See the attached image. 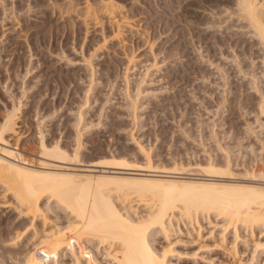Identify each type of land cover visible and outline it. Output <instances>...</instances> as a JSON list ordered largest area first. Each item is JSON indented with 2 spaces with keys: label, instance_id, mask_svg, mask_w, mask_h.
Returning <instances> with one entry per match:
<instances>
[{
  "label": "rangeland",
  "instance_id": "rangeland-1",
  "mask_svg": "<svg viewBox=\"0 0 264 264\" xmlns=\"http://www.w3.org/2000/svg\"><path fill=\"white\" fill-rule=\"evenodd\" d=\"M100 1L110 0H0V124L12 107L18 110L16 131L0 148L37 172L63 176L51 165L57 162L39 156L44 137L49 146L58 143L71 154L79 147V161L68 164L73 167L68 173L111 165L120 166L110 174L118 179L133 172H184L226 179L237 185L230 188L235 193L258 195L255 186L264 181V45L245 20L237 24L234 1L232 8L225 0H113L121 13L96 18L92 7ZM119 25L122 32L115 38ZM122 180L103 178L113 202L124 198L120 188L135 190L131 180ZM2 186L0 257L24 263L22 254L32 250L42 223L31 227ZM194 190L223 192L214 184ZM47 201L56 207L53 198ZM48 213L63 221L55 211ZM199 218L200 237L197 225H181L168 239L161 234L151 243L161 252L171 243L168 264H264L263 227L250 237L239 225V238L230 228L221 239L219 219ZM17 229L21 235L27 230L26 238H19ZM101 254L99 264H114ZM65 257L57 264L83 262L79 255L80 262Z\"/></svg>",
  "mask_w": 264,
  "mask_h": 264
},
{
  "label": "bare ground",
  "instance_id": "bare-ground-1",
  "mask_svg": "<svg viewBox=\"0 0 264 264\" xmlns=\"http://www.w3.org/2000/svg\"><path fill=\"white\" fill-rule=\"evenodd\" d=\"M114 1H100L101 4H98V8L95 7L96 9H94V7H92L93 14L96 18L102 14L107 15L109 18L117 17V15L121 13V6L119 7V5ZM225 1H234L232 3H235L236 6L233 4L235 6L233 12L237 14L235 15L238 17L237 24L239 22L242 23V21L238 22V19L245 20L247 24L250 25H246L247 29L249 27L250 31L253 29L259 43L264 45V43H261V40L264 42V0ZM70 2L71 1H69L68 4L70 5L69 8L73 9L74 5H71ZM227 2L225 5H227ZM180 3L181 2L178 4L181 5ZM228 4H231V2ZM179 5L178 8L181 7ZM233 5L231 4L232 8ZM205 6L204 8H206ZM215 6L217 5H214L213 7L211 6V8L214 10ZM87 7V10L90 11V4L87 5ZM211 8L209 9L213 11ZM61 10L62 8L60 11ZM227 10H230V5ZM210 12L209 15L214 14V11L213 13ZM67 13L69 12L67 11ZM229 15L230 13L227 17ZM216 16L218 15H215V18H213L212 15L211 18L216 19ZM226 18L224 19L226 20ZM219 19L221 20V18ZM230 20H232V18ZM207 21L208 19L206 22ZM233 22L235 24V20ZM202 23H204V21ZM227 23L228 22L225 24ZM121 25L118 26L119 28L117 27L118 31L116 36L114 35L115 38L122 32ZM205 25H207V23ZM214 25H216V23ZM210 26L213 27V23ZM250 33H252V31ZM263 103L264 97L260 106L261 108L262 105L264 106ZM15 109L17 110L16 107ZM15 109L12 107L13 111ZM13 111L11 112L9 110L8 114L6 115V112L4 114L6 116L2 118L3 121L0 124V142H2V144L6 142V137L16 131L15 126L17 123V114ZM44 139V137L40 139L39 148L41 155L39 154V156H43L42 158L49 161L57 162V164L53 163L51 165L52 167L53 165L56 167L58 166L57 168L63 171V176H61V172H57L58 170H56L58 174L52 171L45 172L46 170L37 172L35 169H31L32 167H28L29 165H24V162L21 164V161L20 163L13 161V152L8 151L5 148H0V185L5 187L7 193L9 191L10 194H13L17 201V206L20 208V214L22 213V216L24 215V217H28V219H30L31 227L35 225V221L40 220L43 228L42 233L40 227H38L40 231L35 230L36 233L39 234L37 235L39 237H36V233H34V236L38 238L37 241H34L36 240L34 237H32L34 238V242H32L31 239L33 244L28 241L33 245V248L27 252L24 251L25 254L23 253L24 255L22 254V256L25 257V260L24 263L21 262L20 264H50L51 261L57 264L61 255L66 258L65 255L68 254L74 256V260L77 259V262H80L83 259L82 264H99L101 262H98L97 256L100 255L97 254L101 253H103L107 260L113 261L114 264H168L167 256L172 250L171 247H169L171 243L166 249L164 248L163 252H161L154 247V245H152V242L155 241L157 236L162 235L168 239L174 231V228L181 230V225L186 226V228L187 225L191 227L197 225L195 231L198 237L201 234L202 228V225L199 224L200 216H202V220H210L209 217L211 215L216 217L217 220H220L219 223L217 222L219 225L217 223L216 224L222 228V231H220L221 233H219V235L222 234L223 236L222 238L220 235L221 239H224V232L229 231L230 228L234 229V237L236 236V238H239L237 230L239 225L242 226L243 231L246 232V234L248 233L250 237H252L256 228H264V181H260V183L255 186V192H257L258 195L251 193L240 194L235 193L236 191L230 189L237 187V185L233 184L234 182H227L226 179L212 181L209 177L204 178L196 175V177H193V174L184 172H133L130 173L133 177L118 176L119 179L117 176L115 177L116 180H122V178L124 180H131L134 184L133 187L135 190L126 193V189L120 188L119 190L122 192L121 196L124 198L118 200L117 202H113L109 199L111 197V194H109L110 187L106 185V181L103 183V178L115 179L113 178L114 176H110V174L116 173L117 171L114 170L120 166L112 167L111 165L110 167L87 168L83 169L87 170L82 171L83 173L69 172V174L67 171H69V169H73V167H70L68 164L71 163L74 158L76 161L79 159L77 158L80 155V150H78L79 147L76 148L77 150L74 148L75 152L74 154H71L68 151L66 152V149L64 148V150L58 143L53 146H49ZM145 155L148 156V154ZM71 156L74 157L72 158ZM70 157L72 159H70ZM147 158L149 159V156ZM263 165L264 164H262V166ZM211 168L213 169L212 166ZM64 172H67L66 175ZM68 175H72V177H69ZM65 178L68 179L66 180ZM208 184L219 186L223 192L218 194H203L194 190L195 187L206 186ZM3 192L5 193L4 190ZM47 193H49V195H47ZM148 195L155 197V201L143 203L142 200H144ZM43 196L46 198L44 199ZM48 198H53V202L56 203V207H53L52 202L47 201ZM51 211H55L56 215L58 213V218L61 217L63 221L55 222L53 218L49 216L50 213L48 212ZM51 219L54 222H51ZM208 223L211 224V222ZM27 228L28 226L26 229ZM38 228L33 227V229ZM18 230L19 229H17V231ZM17 231L15 234H17ZM26 231H21L23 232L22 235ZM37 231H39V233ZM15 234H12V237H14ZM19 234L20 232L18 231V236ZM21 236H19V238H21ZM12 240H16V238H13ZM13 244L16 246V243ZM18 244L19 243H17V246ZM9 245L11 244L4 246L9 247ZM29 245L27 244V247ZM23 249H25V247ZM77 249L79 254L78 252L76 254ZM234 249L235 248L233 247V250ZM96 251L97 254H95ZM16 252L19 253V251ZM10 255L14 254L12 253ZM78 255L79 258H82L81 260L77 258ZM18 256L21 255L18 254ZM7 257L10 256L8 255ZM10 258L13 261L14 256H11ZM11 259L4 261L5 259L0 257V264H12L9 262ZM14 261H17L18 264L20 262L15 259Z\"/></svg>",
  "mask_w": 264,
  "mask_h": 264
}]
</instances>
